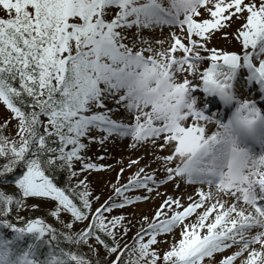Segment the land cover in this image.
<instances>
[{"label": "snow or ice", "instance_id": "obj_1", "mask_svg": "<svg viewBox=\"0 0 264 264\" xmlns=\"http://www.w3.org/2000/svg\"><path fill=\"white\" fill-rule=\"evenodd\" d=\"M234 20L240 51L208 48ZM164 26L180 33L167 48L142 36ZM0 103V264H264V0H0ZM113 136L167 151L165 178L140 168L93 211L80 177L105 166L84 153ZM166 182L201 187L187 204L166 195L121 246L131 222L113 213L151 198L127 193ZM29 200L64 230L20 216Z\"/></svg>", "mask_w": 264, "mask_h": 264}, {"label": "rangeland", "instance_id": "obj_2", "mask_svg": "<svg viewBox=\"0 0 264 264\" xmlns=\"http://www.w3.org/2000/svg\"><path fill=\"white\" fill-rule=\"evenodd\" d=\"M240 21L234 20L232 25L223 30V31H217L215 35L211 38V40L208 42L207 47L208 48H216L223 51H240V45L239 42L236 41L233 38V34L235 33L236 29L239 27ZM176 31L177 34L179 33V29L177 28H170L168 26H164L162 29L157 28L154 30H147L145 33H142V36L151 42H153V47L155 48H167L170 45V32ZM227 32L228 36L225 38L224 33ZM164 41L165 43L163 45H157L155 44V41ZM202 55H207V53L202 52ZM210 62L205 61L201 66V68H206L209 65ZM239 96L241 99H255L258 96V92L255 89V87H252L251 89H240ZM212 111H215L214 109ZM10 116L9 111L6 109V107L0 103V122H3L4 120L8 119ZM116 118H120L119 120H123L125 123H132V117L127 114H121L119 112H114L112 115ZM15 129V121H12V124L9 126L7 133L11 135L14 132ZM216 130L215 124H210L208 126L209 133ZM93 135L100 136L103 135V133L100 132H93ZM131 140V137H130ZM111 141L109 138L107 141H105L103 144L100 143H91L88 145V148L86 152L84 153L87 157L90 158L92 162H95L97 164H102L105 166L104 170L102 171H90L84 173L83 176L80 178L83 179L84 176L87 177V182L89 186V190L93 193L94 196H99V201L95 202L93 204V211L96 207H99L100 204H102L109 196L113 195V188L112 186L115 184L116 186H120L123 184H126L128 180L134 175L135 172H137L140 168H145V172L151 173L155 171L157 180L159 181L162 178H165L163 176H159V174L156 171L157 163L162 162L159 157H162L163 155H167L168 152L164 151L161 152L157 148H154L150 143L148 144H139L135 148L131 147L132 140L130 141L131 144H125L122 143L120 140ZM115 144V145H114ZM125 145L127 146L128 150H132L135 154L133 156L137 157V160L139 161L138 164L133 165L132 167H128L129 163L120 161L118 157L122 156L120 146ZM259 151V150H258ZM133 152L128 151V153L133 154ZM94 155V156H93ZM103 156L104 159L100 160L98 157ZM137 167V171L134 170V167ZM77 167H79V164H77ZM123 168V173L120 172V169ZM119 177V179H117ZM161 186V189L158 191L160 195L156 194V191L149 194L143 189H136L131 192H128L127 195L129 196H144V195H150V199L148 200H141L136 202L134 205L126 207L123 210H118L117 212L113 214H120L121 212L127 217V221H130L131 223L127 226L130 228L128 234L126 237H124L121 240V246H123L124 243H131L133 240V237L135 236L136 232L140 230L141 226L143 225V217L148 216L151 218V216L155 213L156 209L159 207V205L163 202V199L166 195H171L174 197H181L182 202L185 200V197L187 196H181L177 192V188L175 186V183L173 182H166L164 184H158ZM152 187H155V185H150ZM187 200V198H186ZM29 207L21 210L19 212V215L23 216H31L33 218H43L47 223L52 224L54 227H58L63 229L62 225L55 220V218L51 217L50 211L53 207L52 203L47 200H29L28 201ZM36 204L38 207H31V205ZM16 214V213H13ZM65 220H67V216L64 217ZM83 228V225L77 224L76 229ZM179 230L177 229L176 232L173 233V236H175L176 239H179ZM173 236H161L160 239L167 240L168 243H161L158 247L161 250H167L169 247V244L172 242ZM235 249H232L230 251H234ZM229 254V253H225ZM102 260L105 262H109L110 259H114V257H110L105 259L103 257V253H101ZM219 255L217 256V260L219 259Z\"/></svg>", "mask_w": 264, "mask_h": 264}, {"label": "bare ground", "instance_id": "obj_3", "mask_svg": "<svg viewBox=\"0 0 264 264\" xmlns=\"http://www.w3.org/2000/svg\"><path fill=\"white\" fill-rule=\"evenodd\" d=\"M147 30H144L143 32L145 33ZM201 66H203L202 64H201ZM200 66V67H201ZM259 94V93H258ZM208 98H205V100H207ZM119 113H121V114H126V113H124V111L121 109L120 111H119ZM112 118L113 119H116V120H118V121H120L118 118H116V117H114V116H112ZM95 133V132H94ZM110 139H111V141H116V140H120L122 143H125V144H131V140H130V137H124V138H120V137H117V136H113V137H110ZM113 142V143H114ZM115 145V144H114ZM120 149H121V153H122V156H120V157H118V159L120 160V161H123V162H126V163H129L130 161H132V160H137V157H135V156H133L135 153L132 151V150H128V148H127V146H125V145H121L120 146ZM128 151H131V152H133V154H130V153H128ZM94 156V155H93ZM161 164H162V162H159V163H157V166H156V171H157V173L159 174V176H163L164 177V171H163V168L161 167ZM134 170H136L137 171V167L135 166L134 167ZM199 187H201L200 185H188V184H185V183H183V182H180V184H179V188H177V192L181 195V196H187V197H189V196H193L194 194H195V192H196V190L199 188ZM157 191H159L160 189H161V186L160 185H155V187H154ZM187 197H185V200L183 201V203H185V204H187V200H186V198Z\"/></svg>", "mask_w": 264, "mask_h": 264}, {"label": "trees", "instance_id": "obj_4", "mask_svg": "<svg viewBox=\"0 0 264 264\" xmlns=\"http://www.w3.org/2000/svg\"><path fill=\"white\" fill-rule=\"evenodd\" d=\"M19 172H20V170L18 169L17 170V174H19ZM56 180L58 181V182H60V184L62 185V184H64L66 181H67V173H63V174H61V173H57L56 174ZM11 176H9V178H8V182H6L4 185H3V188L6 190V191H8L9 193H11V192H13L14 191V189L12 188V186H11ZM16 214H13V216H15ZM20 216H23V215H20ZM25 219H31V218H33V217H31V216H23ZM58 230H61V231H63L64 229H61V228H58V227H56ZM42 251H45V249H42ZM83 251L85 252V254H88L87 253V248L85 247L84 249H83ZM103 264H109V262H105L104 260H103Z\"/></svg>", "mask_w": 264, "mask_h": 264}]
</instances>
